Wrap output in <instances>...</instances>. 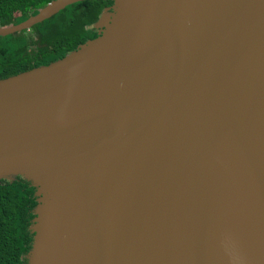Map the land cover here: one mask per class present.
I'll return each mask as SVG.
<instances>
[{"label": "water", "instance_id": "obj_1", "mask_svg": "<svg viewBox=\"0 0 264 264\" xmlns=\"http://www.w3.org/2000/svg\"><path fill=\"white\" fill-rule=\"evenodd\" d=\"M111 1L98 38L0 81L27 264H264V0Z\"/></svg>", "mask_w": 264, "mask_h": 264}, {"label": "trees", "instance_id": "obj_2", "mask_svg": "<svg viewBox=\"0 0 264 264\" xmlns=\"http://www.w3.org/2000/svg\"><path fill=\"white\" fill-rule=\"evenodd\" d=\"M53 1L0 0V28L27 21ZM112 5L111 0L80 2L30 31L0 37V81L47 67L98 38L92 26ZM36 192L22 178L0 181V264H27L34 238L30 227L38 206Z\"/></svg>", "mask_w": 264, "mask_h": 264}]
</instances>
